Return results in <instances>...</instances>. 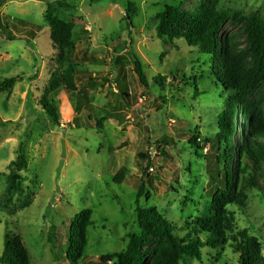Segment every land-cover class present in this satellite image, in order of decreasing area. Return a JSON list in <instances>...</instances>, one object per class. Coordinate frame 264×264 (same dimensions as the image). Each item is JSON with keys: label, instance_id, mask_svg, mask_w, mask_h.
Instances as JSON below:
<instances>
[{"label": "rangeland", "instance_id": "rangeland-1", "mask_svg": "<svg viewBox=\"0 0 264 264\" xmlns=\"http://www.w3.org/2000/svg\"><path fill=\"white\" fill-rule=\"evenodd\" d=\"M57 1L74 6L57 13L73 24L75 37L74 48L62 55V66L44 19L46 5ZM211 1L7 0L0 7V22L9 25L0 31V77H19L11 91L0 94V255L7 230L21 238L30 264H69V227L89 209L92 226L77 264H114L99 259L123 251L128 234L138 232L135 208L142 186L140 206L164 215L180 237L187 219L206 214L216 185L210 177L215 151L202 142L217 133L215 121L227 93L213 73L211 57L177 35L158 39L155 28L156 16L166 6L198 14ZM217 1V10L244 16L257 12L264 20V0ZM11 35L23 40H7ZM219 39L239 53L247 51L236 19L223 24ZM136 60L143 65L148 88L135 74ZM68 67L76 90H50L54 72ZM47 94L57 108L58 124L39 103ZM252 97L264 108V81ZM233 119L236 126L242 123L241 115ZM197 135L201 151L195 153L188 141ZM163 138L166 146L156 145ZM20 149L27 159L21 191L7 193L8 166ZM141 153L149 157L150 168L138 157ZM122 170L126 173L118 184L114 179ZM238 181L239 187L242 175ZM261 186L263 190H247L243 206L228 209L237 228L246 229L264 250ZM182 264H238V255L228 242L221 252L203 249L201 263L186 259Z\"/></svg>", "mask_w": 264, "mask_h": 264}, {"label": "trees", "instance_id": "trees-1", "mask_svg": "<svg viewBox=\"0 0 264 264\" xmlns=\"http://www.w3.org/2000/svg\"><path fill=\"white\" fill-rule=\"evenodd\" d=\"M6 1L0 0V7ZM217 3V0L211 1L198 14L182 12L176 6H166L157 14L158 23L155 28L158 39L177 35L190 47H196L201 54L211 57L213 73L227 93L225 107L215 121L217 133L202 142L215 151L212 155L215 166L210 177L216 185L210 194L208 210L203 216L187 219L184 222L186 233L180 237L175 225L164 215L153 207L140 206L139 199L144 194L142 186L137 193L135 208L138 232L128 234V243L123 251L100 257L101 263L182 264L186 259L201 263L203 249H219L221 252L228 242H232V248L238 255V264H264L262 246L246 229L237 228L235 216L228 209L231 205L243 206L248 199L247 190H263L261 184L264 185V108L258 107L252 97L257 85L264 81V20L257 12L244 16L230 10H217ZM73 9L74 6L66 1L46 5L44 19L60 66L65 62L62 55L74 48L75 37L73 24L61 19L57 13ZM127 18L131 25L129 16ZM230 19H236L242 24L246 52L239 53L229 42H221L219 39L221 27ZM8 29V23L0 22V31ZM30 32L32 34L29 36L33 39L36 33L32 29ZM12 36H8L7 40H23ZM134 69L139 83L148 88L147 77L139 60L135 61ZM72 72L71 67L55 71L51 77L50 90L64 88L75 91ZM159 79L161 80L160 77ZM18 80L19 77H0V94L11 91ZM155 81L158 82L156 79ZM122 96L126 99L129 97L126 91L122 92ZM39 103L47 116L58 124L54 100L48 98L47 94L41 97ZM239 115L242 123L236 126L233 116L238 118ZM94 123L99 124L96 120ZM188 142L194 147L195 153L201 151L199 135L192 136ZM165 143L164 138L156 141V145L166 146ZM157 151L166 156L163 149ZM138 157L147 160V168H150L151 161L147 155L141 153ZM26 168L27 159L20 149L17 159L8 166L7 193L21 191V172ZM125 173V170L120 171L114 181L119 184ZM240 175L243 176V184L238 187ZM90 216L89 209L81 211L69 227L65 250V258L69 264H77L82 257L86 246V231L92 226ZM202 234L206 235V239L200 238ZM57 245L54 243L56 251ZM0 264H30L21 238L7 230Z\"/></svg>", "mask_w": 264, "mask_h": 264}]
</instances>
